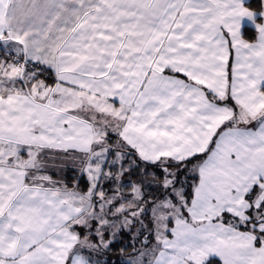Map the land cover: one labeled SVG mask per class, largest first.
I'll use <instances>...</instances> for the list:
<instances>
[{
  "label": "snow or ice",
  "instance_id": "obj_1",
  "mask_svg": "<svg viewBox=\"0 0 264 264\" xmlns=\"http://www.w3.org/2000/svg\"><path fill=\"white\" fill-rule=\"evenodd\" d=\"M0 264H264V0H0Z\"/></svg>",
  "mask_w": 264,
  "mask_h": 264
},
{
  "label": "trees",
  "instance_id": "obj_2",
  "mask_svg": "<svg viewBox=\"0 0 264 264\" xmlns=\"http://www.w3.org/2000/svg\"><path fill=\"white\" fill-rule=\"evenodd\" d=\"M126 242H127L126 240H125V241H121V242H119V243H117V244L115 245L114 251H113L112 253L109 254V257H110V260H111V261H118V257H119V249H120L121 247H123V246H124V243H126Z\"/></svg>",
  "mask_w": 264,
  "mask_h": 264
}]
</instances>
